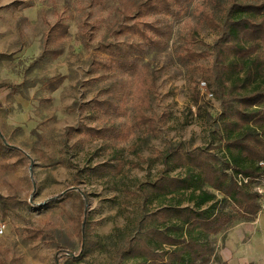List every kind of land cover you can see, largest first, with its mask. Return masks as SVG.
<instances>
[{
    "label": "rangeland",
    "instance_id": "374dc122",
    "mask_svg": "<svg viewBox=\"0 0 264 264\" xmlns=\"http://www.w3.org/2000/svg\"><path fill=\"white\" fill-rule=\"evenodd\" d=\"M145 1L0 0V54L6 55L0 58V82L24 83L19 90L0 87V135L23 151L6 149L0 155V193L28 202L5 216L0 210V220L7 223L0 235V264H57V246L77 254L83 218L79 191L89 199L82 222L89 245L81 260L68 256L62 264H116L117 250L129 239L175 220L155 215L161 206L193 204L189 192L164 195L153 183L168 151L218 144L214 130L222 106L203 77L212 56L197 55L216 33L201 17L202 9L209 10L207 0H187L180 15L175 12L180 3L166 0V9L157 0L158 11L137 16V6ZM58 22L68 26L53 44L62 53L40 57ZM108 42L131 50L126 67L101 64L110 60L101 48ZM186 48L195 58L186 56ZM58 77L62 82L51 91L46 84ZM90 100L124 107H85ZM141 114L152 120L141 123ZM89 126L128 134L73 130ZM69 161L83 168L79 183ZM182 164L170 159L166 174L184 176ZM252 184L257 191L264 178ZM72 186V196L59 199ZM259 200L264 208V199ZM225 235L212 237L216 257L204 264H225L220 253ZM140 260L122 259L126 264Z\"/></svg>",
    "mask_w": 264,
    "mask_h": 264
},
{
    "label": "trees",
    "instance_id": "16d2710c",
    "mask_svg": "<svg viewBox=\"0 0 264 264\" xmlns=\"http://www.w3.org/2000/svg\"><path fill=\"white\" fill-rule=\"evenodd\" d=\"M96 1L90 0L91 3ZM175 1L181 4L175 11L180 15L187 0ZM17 3L18 1L12 2ZM161 4L166 9L170 8L166 0H161ZM207 5L209 10L202 9L201 17L213 28L216 37L212 44L206 45L197 55L212 56V62L204 67L203 77L214 87L222 106L217 119L219 126L214 130L218 144L207 148L196 147L190 151H168L164 155L165 166L153 183L154 190L164 195L187 191L190 193L188 199L193 204L178 202L161 206L155 215L162 214L167 220L174 216L175 220L170 219V225H165L163 220L162 225L143 229L144 236L129 239L126 247L117 250L116 264H126L122 261L125 255L141 257L134 264L207 263L213 256L216 257L212 237L225 233L238 219L254 220L262 208L259 199L263 197L253 189L252 183L264 178V165H261L264 162V0H207ZM158 9L157 0H146L137 6L136 15L142 16ZM66 33V24L58 22L53 25L46 36V46L40 57H58L62 52L54 48L53 44ZM101 48L110 56V60L101 61L102 65L111 66L115 61L121 67H126L129 63L131 50L109 42ZM194 54L196 53L191 48H186V56L195 58ZM2 57L6 55L1 53L0 58ZM61 82L62 77H58L50 80L46 87L54 91ZM23 84L0 82V87L19 90ZM101 105H108L119 111L124 107L123 104L116 105L110 100H90L84 104L85 107L95 109ZM137 118L141 123L152 120V117L143 114ZM73 130L76 133L86 131L92 134L110 131L117 135L122 133L123 137L128 134L126 130L116 132L115 129L104 130L92 126L85 129L76 127ZM6 149L23 153L0 135V155L6 153ZM172 158L183 161L182 166L187 168L184 176L166 174ZM69 164L75 169V181L79 183L83 168L71 161ZM239 175L248 180L240 182ZM205 184L219 192L221 198ZM75 188L76 186L67 188L65 194L58 196L59 199L72 196ZM78 194L83 206L80 250L77 254H72L66 247L57 246V264H62L61 260L68 256L75 261L81 260L89 245L87 226L82 223L89 199L85 192L79 191ZM27 203L0 193V210L4 216L8 210ZM164 245L169 248L163 249ZM160 248L163 250H159Z\"/></svg>",
    "mask_w": 264,
    "mask_h": 264
},
{
    "label": "crops",
    "instance_id": "0c3cea01",
    "mask_svg": "<svg viewBox=\"0 0 264 264\" xmlns=\"http://www.w3.org/2000/svg\"><path fill=\"white\" fill-rule=\"evenodd\" d=\"M224 234L220 253L226 264H264V208L254 220L234 221Z\"/></svg>",
    "mask_w": 264,
    "mask_h": 264
},
{
    "label": "built area",
    "instance_id": "2783aa9c",
    "mask_svg": "<svg viewBox=\"0 0 264 264\" xmlns=\"http://www.w3.org/2000/svg\"><path fill=\"white\" fill-rule=\"evenodd\" d=\"M202 85H206V82H202ZM210 95H212L210 93ZM261 165H264V162H261ZM238 178L240 179V182L241 181H244L246 182L248 179L247 178H243L241 175L238 176ZM256 190L262 195V197L264 198V186H257L256 187ZM6 228H7V223L4 222V221H1L0 220V235H2L5 231H6Z\"/></svg>",
    "mask_w": 264,
    "mask_h": 264
}]
</instances>
